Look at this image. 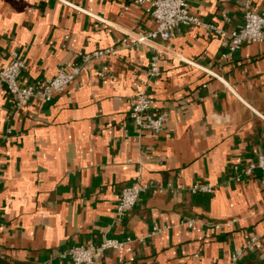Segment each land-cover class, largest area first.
I'll return each mask as SVG.
<instances>
[{
	"label": "crops",
	"instance_id": "crops-1",
	"mask_svg": "<svg viewBox=\"0 0 264 264\" xmlns=\"http://www.w3.org/2000/svg\"><path fill=\"white\" fill-rule=\"evenodd\" d=\"M132 2L0 0V65L16 51L22 84L54 77L78 53L116 51L23 110L0 83V257L72 264L69 249L108 238L130 239L131 251L94 264H228L240 249L238 264H264V175H243L264 154V43L222 59L247 3L264 17V0H191V14L224 35L191 24L130 49L124 37L155 28L148 7ZM154 55L161 74L149 78ZM139 92L167 114L159 134L129 117ZM138 178L152 188L117 222L121 191Z\"/></svg>",
	"mask_w": 264,
	"mask_h": 264
},
{
	"label": "built area",
	"instance_id": "built-area-1",
	"mask_svg": "<svg viewBox=\"0 0 264 264\" xmlns=\"http://www.w3.org/2000/svg\"><path fill=\"white\" fill-rule=\"evenodd\" d=\"M191 0H133L132 5L147 6L152 17L155 28L148 32H132L121 40V44L130 49L138 45H149L150 43L162 39L169 40L173 31L181 26L196 24L215 31L219 35L225 32L214 25L202 23L190 12ZM222 3L229 0H219ZM225 21H229L226 14L223 15ZM230 43L222 59H227L232 53L237 51L243 43L254 42L264 43V17L251 9L249 3L244 12V24L238 31L229 33ZM116 51L113 48L95 50L90 53H78L76 58L62 66L52 78L37 79L29 84L21 83V75L27 69L26 64L16 51H11L10 61L5 65H0V83L6 86L16 110L25 109L31 101L38 103L50 102L57 94L65 93L70 85L81 75L91 60H103L114 56ZM159 57L154 55L149 65V78L160 76ZM212 77L218 78L217 73L206 70ZM130 119L140 129L147 130L154 134H159L164 130L167 114L165 112H153L152 101L143 92H139L131 100ZM260 172L264 175V154L250 161L243 171L244 176H252ZM241 176L235 177L240 181ZM152 188L151 183H147L138 178L134 183L124 187L121 191L119 203L116 207L115 220L120 222L137 205L141 195ZM192 192L211 193L213 188L209 185H194L190 187ZM190 227L192 223L188 224ZM166 229H154L153 233L164 232ZM257 237L251 238L247 249H253ZM131 240L118 241L105 238L98 245L77 246L69 249L65 253L72 264H94L101 259L107 251H131ZM244 250H235L231 253L228 264H238Z\"/></svg>",
	"mask_w": 264,
	"mask_h": 264
},
{
	"label": "water",
	"instance_id": "water-1",
	"mask_svg": "<svg viewBox=\"0 0 264 264\" xmlns=\"http://www.w3.org/2000/svg\"><path fill=\"white\" fill-rule=\"evenodd\" d=\"M0 264H11V263L0 257Z\"/></svg>",
	"mask_w": 264,
	"mask_h": 264
}]
</instances>
